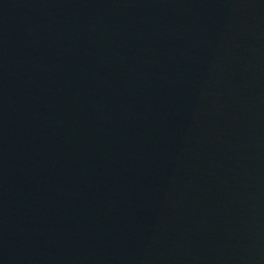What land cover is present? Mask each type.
Instances as JSON below:
<instances>
[{
  "label": "water",
  "instance_id": "95a60500",
  "mask_svg": "<svg viewBox=\"0 0 264 264\" xmlns=\"http://www.w3.org/2000/svg\"><path fill=\"white\" fill-rule=\"evenodd\" d=\"M0 264H264V0H0Z\"/></svg>",
  "mask_w": 264,
  "mask_h": 264
}]
</instances>
